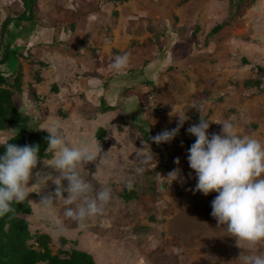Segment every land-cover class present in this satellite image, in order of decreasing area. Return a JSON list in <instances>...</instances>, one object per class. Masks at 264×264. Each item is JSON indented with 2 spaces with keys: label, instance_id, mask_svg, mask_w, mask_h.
I'll use <instances>...</instances> for the list:
<instances>
[{
  "label": "rangeland",
  "instance_id": "rangeland-1",
  "mask_svg": "<svg viewBox=\"0 0 264 264\" xmlns=\"http://www.w3.org/2000/svg\"><path fill=\"white\" fill-rule=\"evenodd\" d=\"M167 1L155 0L152 3V0H145L141 7L150 10L147 30L163 36L165 24L161 20H165L164 15L168 12L177 15L174 27L180 23L185 30L181 44L174 47L175 62L180 61L183 55L192 62L187 66L183 64L182 79L174 76L173 72L177 73L178 69L173 66L175 71L168 73L169 85L162 88L158 85L153 90L141 84L133 89L141 106L136 122L124 110L115 109L105 114L89 112L88 119H94L108 129L99 139V129L90 134V128L86 126L89 120L76 116L78 108L74 114L54 105L52 90L40 94L37 99L30 88L24 94L15 93V106L28 121L0 132V143L21 130L49 136L46 129L58 124L66 130L68 139L78 146L88 145L102 150L97 161L83 165L81 171L95 190L109 187L111 199L101 215L86 222L64 217L59 203L47 207L41 203L49 195L55 199L58 187L52 180L46 183L39 180L44 176L55 178L60 175L58 170L46 164L52 162L53 153L45 150L46 157L32 169V178L26 188L29 194L23 201L30 205L31 213L22 217L28 222L32 238L41 234L51 238L50 248L54 254L76 249L90 254L96 264H242L238 259L241 254L264 253V241L253 245L237 240L211 215V202L218 193L211 192L205 196L194 191L196 175L187 160L191 144L182 137L187 128L200 122L195 120L199 115L195 112L201 110L205 97L196 87V81H191L199 77L198 61L209 65L213 62L210 66L212 72L218 68L213 90L228 89L232 83L244 78H257L264 84V0L245 3L240 17L235 13L236 0H173L172 5L169 4L170 11L164 8ZM105 3L109 4L110 10L120 6L124 8L128 3L124 9L128 12L131 2L106 0ZM112 11L106 22L118 19L119 12L115 15ZM190 12L197 14L195 20L192 16L186 20ZM221 24L223 28L215 37L211 30ZM144 27L140 25L138 28L145 30ZM169 27L174 29L172 24ZM209 38L215 44L214 51L207 53L204 45ZM210 67L204 72L206 75L211 74ZM232 69L229 75L227 70ZM9 84H12V79H9ZM193 84L195 90L191 91L189 88ZM164 88H168L166 95ZM245 91L234 92L230 96L220 93L224 98L214 102L217 115L212 117L214 122L209 121L210 134L221 132L222 125L216 122L228 120L241 134L264 142V94L258 95L254 89ZM174 95L179 99H174ZM178 115L188 119L171 142L158 145L149 139L166 128L177 127ZM35 144L36 141L29 143ZM177 158L179 164L175 163ZM101 160L106 163H101ZM173 170L179 171L176 180L168 177ZM129 182L136 191V198L125 201L122 196ZM67 184L63 180L61 187L66 188ZM63 195L66 197L67 193ZM105 221L107 226L102 223Z\"/></svg>",
  "mask_w": 264,
  "mask_h": 264
},
{
  "label": "crops",
  "instance_id": "crops-1",
  "mask_svg": "<svg viewBox=\"0 0 264 264\" xmlns=\"http://www.w3.org/2000/svg\"><path fill=\"white\" fill-rule=\"evenodd\" d=\"M105 1L34 0L32 5L34 20L20 22L14 18L24 12L21 0H0V39L2 38V43L5 44L8 38L11 39V47L17 49L19 56L31 58L33 61V64L29 65L20 59L23 78L20 94H24L30 88L35 95L34 98L37 99L40 94L52 90L51 97L56 107H61L74 114L78 112L76 116L79 119L89 120L86 126L90 128L88 130L90 134L94 129H102L106 132L108 129L94 119H88L86 116L89 112L101 111L105 114L115 109L124 110L136 122L141 106L137 92L133 89L141 84L153 90H156L155 87L158 85L162 88L169 83L168 73L173 66L178 69L177 73L173 72L174 76L182 79L183 64L187 66V63L192 62L191 59H185L184 55L183 58L180 56V61L175 62L176 52L174 51L176 49L174 47L178 46L180 40L184 38L182 33L185 30L180 23L177 28L174 27L177 15L173 16L170 12L164 15L165 20L161 21L165 24V28L161 36L159 33L147 30L150 10L141 7L145 5V0H129L131 3L128 12L124 10L128 3H125L124 8L120 6L112 8V11ZM141 1L144 4H140ZM154 2L155 0H152V3ZM172 3L173 0H168L164 8L170 11ZM13 6L16 9L12 8ZM110 11L115 15L119 12L116 22L114 20L112 23L106 22ZM190 16L195 20L197 14L190 12L186 20L189 21ZM6 18L13 20L2 29ZM169 24H172L174 29L169 27ZM140 25H144L145 30H139ZM195 29L197 30V27ZM214 44V40L209 38L204 45L207 53L214 51L212 49ZM1 49L2 46H0V54ZM190 49H192L191 45ZM181 52L185 54V51ZM123 53L129 54V66L116 71L112 68V63L117 55ZM198 62L199 77L191 81H196V87L200 88V94L205 98L201 110L195 112L199 114L194 115L197 121L210 118L212 120V117L217 115L214 102L221 101V98H224L222 95L230 96L234 92L245 93L247 92L245 89L257 90L258 95L264 94L260 89L244 86V81L250 78H244L236 84L232 83L233 85L229 84L228 89L213 90L218 68H214L212 72L210 66L213 62L210 65L205 64L204 61L202 64ZM208 67H210L211 74L206 75L204 72H207ZM16 68V64H9V66H2L1 70L7 76H11ZM187 68L189 70V67ZM227 71L231 75L233 69ZM187 84L190 86V82ZM195 85L188 87L189 90H195ZM167 91L168 88H164L165 95ZM174 96V99H179L178 95ZM76 108L79 111L76 112ZM246 109L247 107L242 108L241 111ZM24 118L27 122L28 118L25 115ZM182 137L188 144L195 142V137L187 132Z\"/></svg>",
  "mask_w": 264,
  "mask_h": 264
},
{
  "label": "clouds",
  "instance_id": "clouds-1",
  "mask_svg": "<svg viewBox=\"0 0 264 264\" xmlns=\"http://www.w3.org/2000/svg\"><path fill=\"white\" fill-rule=\"evenodd\" d=\"M128 53L117 55L112 68L120 71L129 66ZM179 116V115H178ZM188 119L179 116L177 127L164 129L149 139L156 144L171 142ZM210 119H200L198 124L187 128L195 137L188 149L189 167L196 175L195 192L205 196L211 192L218 195L211 202V215L221 226H226L229 235L237 240L256 244L264 241V142L254 136L241 134L228 120L216 122L222 125L220 133H209ZM214 122V121H213ZM48 148L54 154L51 163L58 170V177L44 176L39 180L56 184L55 199L44 197L41 203L49 206L61 204L63 216L77 222H86L102 214L111 199L109 187L95 190L82 174V166L97 161L102 150L88 145H77L68 139L66 130L58 124L48 129ZM9 141L0 143V217L13 212V204L23 202L28 196L26 188L32 178V169L38 163L39 145L18 146ZM101 163L106 161L101 160ZM176 164L180 161L177 158ZM143 171V169H138ZM39 175V174H38ZM168 177L178 179L179 171L173 170ZM68 182L61 187L62 181ZM127 187L131 189L129 182ZM67 193L65 197L63 193ZM107 226V222H102ZM242 264H264V253L240 255Z\"/></svg>",
  "mask_w": 264,
  "mask_h": 264
},
{
  "label": "trees",
  "instance_id": "trees-1",
  "mask_svg": "<svg viewBox=\"0 0 264 264\" xmlns=\"http://www.w3.org/2000/svg\"><path fill=\"white\" fill-rule=\"evenodd\" d=\"M258 0H236L235 13L241 16L243 5L247 2H256ZM24 12L18 15L16 20L22 22H32L34 14L32 5L34 0H21ZM12 18H6L3 22L2 29L6 28L12 21ZM223 24L217 25L212 34H219ZM2 39V38H1ZM0 54V132L7 131L12 125L25 123L24 114H22L15 106V93H21L22 63L20 59L27 64L32 65L31 58L19 56L17 49L12 48L11 39H7V43L3 44ZM246 64L245 60L242 61ZM16 64L17 68L12 72L11 76H7L1 70L2 66ZM12 79V84H9ZM244 86L249 88L260 89L264 92V84L258 79H249L244 81ZM98 138L101 139L103 130H99ZM48 135L45 133L34 132L29 130H21L17 134L10 137V142L24 146L30 142L36 141L35 145H39L38 162L46 157L45 150L48 146ZM4 148L0 147V154H3ZM123 199L129 201L136 198V191L132 186L131 189L125 188ZM13 212L4 217H0V264H96L93 257L80 250L73 249L70 252H59L54 254L50 248L51 238L48 235H38L32 238L28 222L22 217L31 213V207L26 202L13 204ZM34 239L33 243L29 242ZM218 264V263H214Z\"/></svg>",
  "mask_w": 264,
  "mask_h": 264
}]
</instances>
